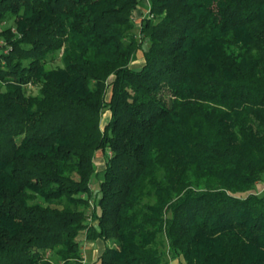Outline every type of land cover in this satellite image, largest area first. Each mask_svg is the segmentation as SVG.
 <instances>
[{"label":"trees","instance_id":"obj_1","mask_svg":"<svg viewBox=\"0 0 264 264\" xmlns=\"http://www.w3.org/2000/svg\"><path fill=\"white\" fill-rule=\"evenodd\" d=\"M149 1L0 0V264H264V0Z\"/></svg>","mask_w":264,"mask_h":264},{"label":"rangeland","instance_id":"obj_2","mask_svg":"<svg viewBox=\"0 0 264 264\" xmlns=\"http://www.w3.org/2000/svg\"><path fill=\"white\" fill-rule=\"evenodd\" d=\"M149 7H150V1L149 0H143V3L141 5V9L136 11V13H135V20H137L136 22L140 21L142 16L149 13V10H150ZM12 23L13 22L10 21V22L6 23V25L5 24H2V25H4V27L5 26L7 27V26H10ZM4 41H5V38L0 37V44L1 43L3 44ZM0 48H1V45H0ZM140 62H142V59L135 61L134 64L136 66H139L141 64ZM58 64H61L60 60H56V62L54 63V65H58ZM107 117H108V114L105 113L104 116L102 117L103 122L108 120ZM95 167H96V170L100 174L93 178L92 185H90L94 192H96L99 189V181H100L101 176H102L101 171L105 167L104 153H102V152L97 153V155L95 157ZM259 187H261V188L264 187V180H262L260 182ZM81 239L82 240H80V241H82L81 244H82V248L84 250L83 254L85 257L83 264H92L93 260L96 259L97 256L102 251V247L97 242L86 240V237L84 234L82 235ZM50 257H51V255H50ZM180 263H181L180 261H173L171 264H180Z\"/></svg>","mask_w":264,"mask_h":264},{"label":"crops","instance_id":"obj_3","mask_svg":"<svg viewBox=\"0 0 264 264\" xmlns=\"http://www.w3.org/2000/svg\"><path fill=\"white\" fill-rule=\"evenodd\" d=\"M97 243L102 247V251H103V248H104V247H103L102 243H100L99 241H98ZM102 251H101V252H102ZM101 252H100V254H101ZM100 254H99V255H100ZM99 255H98V256H99ZM98 256H97V257H98Z\"/></svg>","mask_w":264,"mask_h":264}]
</instances>
